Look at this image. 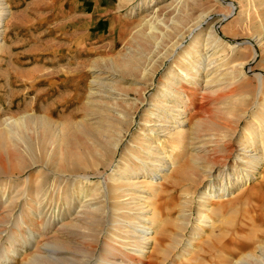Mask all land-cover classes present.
I'll use <instances>...</instances> for the list:
<instances>
[{"label": "rangeland", "instance_id": "obj_1", "mask_svg": "<svg viewBox=\"0 0 264 264\" xmlns=\"http://www.w3.org/2000/svg\"><path fill=\"white\" fill-rule=\"evenodd\" d=\"M122 1L125 0H6L8 15L6 14L3 19L5 28L0 40V141L9 144L10 159L8 162L0 151V166L6 172L5 175H0V187L8 182L11 184L17 182L18 176H30L33 186L35 180L40 181V175L49 177L42 180L45 183L53 177L40 165H35L21 174L20 168L23 165L20 163V153L22 152L14 149L9 143L11 136L9 130L27 131V134L33 138L36 128L34 119L41 116H45L51 123L62 124L64 130L74 131L83 147H87L92 152L103 153L111 147L115 130L123 129L120 121L124 118L126 120L127 114L132 113L134 123L130 127L131 134L125 135L121 141L115 163L119 160L123 147L128 145L142 123V115L149 108L150 94L155 91L162 74L169 67V63L165 61L154 76L152 86L143 83L141 75L144 68L149 65V56L154 60L157 59L169 42L164 38L158 47H154L146 39H130L134 31L125 32L124 29L129 25L131 17L133 18V12L138 11L137 5L145 0H131L130 3L128 1L125 6L119 8L118 5ZM169 2L170 0H159L154 6L139 11L140 14L135 15L133 20L139 25L155 14L157 18L170 24L171 14L165 8ZM240 3L241 0H197V4L189 10L184 24H190L203 10H210L209 22L221 20L224 12L230 13L231 19L235 20L238 17ZM229 21L218 24L215 27L216 34L228 43L238 41L243 45L246 59L251 58L252 53L257 55L261 54V51L264 53V47L261 50L251 38L256 21H261L264 25V0L262 4L255 1V11L250 14L247 29L235 32L233 25H228ZM158 26L159 29L164 30L163 25ZM174 29L172 26L169 30V37H173L171 30ZM212 60L213 57L207 58L198 68V72L194 73L198 79L197 85L183 84L190 99L184 116L189 124H195L192 140L189 143L190 156L199 159V162L198 160L196 162L203 169L198 170L197 166L188 165L187 177L193 178L190 182L188 179L163 181L161 194L164 197L165 216L162 217L165 224L156 234L160 240V248L151 256L146 253L144 256L147 258L142 264H171L174 257L176 258V255L185 249L194 225V217L187 218V224L181 217L179 205L183 196H186L183 191L194 194L193 204L196 206L198 196L208 185V181L218 185L219 182L216 180L218 175L219 179H226L238 169L233 158L234 152L238 150L239 138L224 143L226 151L220 152V148L217 147L222 143L220 130L232 126L239 134L244 127L250 131L257 129L255 123H249L250 119L247 115L241 114L243 111L248 113V107L240 111L238 97L231 96L239 91L240 87L233 82L234 76L231 75L234 71L231 67L233 64L224 59L214 62ZM258 60L259 58H255L249 61V67L246 69L248 85L255 86L252 71L262 69L264 75V60L259 66ZM113 65L120 68V72L111 71ZM124 95L127 97L124 98ZM170 101L168 105L173 109L175 101L173 99V102ZM152 125L163 141L160 123L153 122ZM186 126L184 125V129L187 128ZM93 138L99 140V143ZM164 144L163 142V146ZM165 150L170 156L171 148L167 147V144ZM55 161L59 169H65L60 160ZM204 170L210 172L211 178L205 179L207 173L201 174ZM49 171L54 172L53 169ZM44 173L47 176H44ZM10 174H13L12 177L9 176ZM252 175V180L243 192L236 196L238 194L236 190L233 197H229L230 203L228 201L227 205L218 207L223 222L232 220L237 222L245 217L247 208L262 203L256 202L255 198L264 193V165L256 167ZM202 180L204 182L201 184ZM32 185L29 187L32 188ZM141 189L140 193H144L143 195L149 192V187ZM17 203L10 210L6 209L7 206L0 207V244L2 243L3 249L9 252L13 248L15 250L24 248L25 246L21 245L22 239L28 234L27 229L26 231L22 229L23 238L13 244L6 240L7 233L3 232L6 229L7 219L11 215L16 217L18 214L20 199ZM260 206L264 208V202ZM77 212L78 210L71 212L68 216L54 212L55 216L52 215L50 218L46 215L45 218L48 217L54 223L46 234L37 238L36 247L27 244L25 252L20 250L18 256L8 262L5 258L1 263L29 264L27 260L36 248L42 255L39 264H69L66 262L68 260L77 263L82 260L81 252L90 247L94 248L91 256L93 257L91 261L94 263L101 256V243L95 245L88 236H85L84 230L87 225L84 214ZM214 220L213 230H206L193 245L194 250H199L195 251L196 253L204 255L201 252L209 250L212 244L227 240L231 241L226 247L227 251L224 250L223 255L219 259L214 258L210 264H228L241 254L252 251L261 258L257 247L264 243V215L255 220L253 225L245 226V229L238 234H233L234 226L219 230L221 225H218L217 219ZM35 229L39 228L35 227ZM105 230L103 226V231ZM175 234L181 235V238L176 237ZM174 236L176 239H181L179 250L176 249L172 254L166 255L163 251L171 245ZM102 239L100 237L99 241L101 242ZM47 245H51L50 248H47ZM151 246L152 243L149 244V249ZM47 256L56 258V261H52ZM251 262L261 264L256 261ZM177 264H194V262L180 259Z\"/></svg>", "mask_w": 264, "mask_h": 264}, {"label": "bare ground", "instance_id": "obj_2", "mask_svg": "<svg viewBox=\"0 0 264 264\" xmlns=\"http://www.w3.org/2000/svg\"><path fill=\"white\" fill-rule=\"evenodd\" d=\"M128 1L131 2V0L122 1L118 5L119 8L125 6ZM158 1L145 0L138 4L136 7L138 11L133 12V18L142 10L154 6ZM255 1L262 4L263 0H241L238 17L235 20L231 19L230 13L224 12L221 15V20L209 22L210 10H203L192 22L189 21L190 24L185 25V18L189 10L197 4V0H170L165 5L171 14L170 24L157 18L155 14L151 16V19L143 20V23L139 25L131 17L129 25L125 29L122 28L125 32L134 31L130 39H146L154 47H158L164 38L169 42L157 59L154 60L149 56V65L144 68L141 75L143 83L146 86H152L154 76L165 61L169 63V67L162 74V79L160 78L161 81L155 91L150 94L148 101L150 109L148 108L142 115V123L136 134L131 137L128 145L123 147L117 163H115L117 150L125 135L130 133V127L134 123L132 113L127 114L126 120L124 118L123 121H120L123 129L115 130L111 139V147L104 150L103 153L92 152L87 147H83L74 131L64 130L62 124L51 123L45 116L34 119L36 128L33 138L27 134V131L9 130L11 134L9 143L14 149L22 152L20 153V163L23 165L20 168L21 174L35 165H40L53 177L45 183L42 180L49 177L40 175V181L35 180L33 186L30 176H18L17 182L12 184L8 182L0 187L1 208L7 206L6 209H13L20 199L17 216L11 215L5 222L6 229L3 232L7 233L6 240L13 244L17 243L18 239L23 238L21 236L22 229H27L28 234L22 239L21 245L26 247L27 244H33L36 247L37 238L46 234L48 228L54 223L49 219L54 215V212L68 216L71 212L78 210L79 213L84 214L87 225L84 230L85 236H88L95 245L101 243L102 253L93 263L91 256L94 248H85L81 252L83 254L81 262L66 261L69 264H89L90 261V264H142L147 258L144 256L146 253L151 256L154 251L159 250L160 240L156 234L165 224L162 217L165 216L164 197L161 194L164 186L163 181L188 179L190 182L193 178L187 177L188 165L197 166L198 170L203 169L199 166V159L190 156L189 143L192 140L195 124H189L184 116L190 99L183 84L193 85L196 83L197 85L198 79L194 73L198 72V68L207 58L213 57L212 62L224 59L233 64L231 66L234 69L231 73L234 76L233 82L239 84L240 87L239 91L231 96L238 97L240 111L248 107L249 114L246 111L241 114L247 115L250 119L249 123H255L257 129L250 131L244 127L239 134L232 126H226L224 130H220L222 143L217 146L220 148V152L226 151L224 143L239 138L238 150L234 152L233 158L238 169L226 179L220 178V180L218 175L216 179L219 182L218 185L208 181V185L198 196L196 206L193 204L194 194L183 191L186 196H183L179 205L181 217L187 224L186 219L193 216L194 225L186 246L184 245L185 249L176 255V258L174 257L171 264H177L180 259L193 260L194 264H210L214 258L219 259L224 250L227 251L226 247L229 243L231 244V241H218V244H212L207 251L200 249L204 255L196 253L199 251L198 249V251L193 249V245L206 230H213L214 219H217L218 225H221L220 228L218 226L219 230H225L227 226H234L233 234H238L245 229V226L253 225L255 220L264 215V208L260 206L264 202V193L258 194L259 196L255 198L256 202L262 203L247 208L245 217L238 220L239 222L234 220L223 222L218 209L222 205H227L228 201L230 203L231 198L229 197H233L236 190H238L236 196L243 192L252 180V173L256 171V167L264 165V75L262 69L251 73L255 86L248 85L246 82L248 77L246 69L249 67V61L259 58V66L264 60V53L263 51L259 55L252 53L251 58L246 59L243 45L238 41L228 43L215 32V27L218 24L229 20L231 21L228 25H233L235 32L247 29L250 14L255 11ZM7 6L6 0H0V40L5 28L3 19L8 12ZM159 24L163 25L164 30L159 29ZM172 26L175 28L171 30L174 35L169 37V30L172 29ZM203 26H205L204 29ZM253 28L252 41L262 50L264 47V25L261 21H256ZM223 30L225 31V28ZM110 70L120 72L121 69L113 65ZM124 96V98L127 97ZM172 99L175 101L173 109L168 105ZM155 119L156 121H154ZM153 122L160 123L163 141L160 140L156 129L152 127ZM184 125H187L186 129H184ZM95 141L99 143V140L95 139ZM163 142L171 148L170 156L167 155ZM9 149L8 143L0 141V151L8 162L10 159ZM55 160H60L65 169H59ZM197 160L198 162H196ZM51 169L54 172L49 171ZM107 169H109L108 172ZM150 171L153 173L150 174ZM205 172L207 173L205 179L211 178L209 171L204 170L201 174ZM5 174L3 167L0 166V175ZM12 175L9 176L12 177ZM203 180L200 181L201 184L204 182ZM159 181L161 182L159 183ZM30 185L34 188H30ZM146 187H149V192L143 195L144 193H140V190ZM50 208H52L51 212L48 213ZM147 211H149L148 214ZM46 215H49V218H45ZM43 225L45 226L42 227ZM103 226L106 228L105 231H103ZM35 227L39 229H35ZM9 228L12 229L9 230ZM175 236L168 249L163 251L164 254L170 255L172 251L178 249L181 239H176V237L181 238V235ZM100 237L103 238L101 242L99 241ZM150 243L152 246L149 249ZM1 244L0 264L6 263H1L5 258L8 259V262L16 255L18 256L20 250L25 252V247L19 250L13 248L11 252L5 251ZM50 246L46 247L50 248ZM257 248L261 258H258L252 251L241 254L235 261L231 260L228 264H252L251 261L264 264V243ZM37 251L36 248L27 263H40L42 255ZM47 258L52 261L56 259L50 256Z\"/></svg>", "mask_w": 264, "mask_h": 264}]
</instances>
